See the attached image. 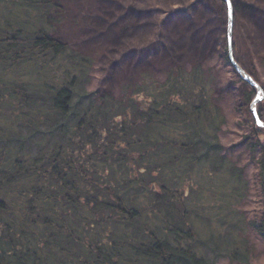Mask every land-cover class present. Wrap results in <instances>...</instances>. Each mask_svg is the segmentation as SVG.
Instances as JSON below:
<instances>
[{
    "label": "trees",
    "instance_id": "obj_1",
    "mask_svg": "<svg viewBox=\"0 0 264 264\" xmlns=\"http://www.w3.org/2000/svg\"><path fill=\"white\" fill-rule=\"evenodd\" d=\"M230 1L234 60L259 83L249 50L261 30L238 14L264 18V6ZM196 7L173 3L161 28ZM210 7L225 41L217 57L235 80L180 44L179 59L152 62L142 50V69L90 88L101 51L69 33L82 11L67 0H0V264L249 263L248 235L264 242V129L249 109L255 89L228 59L226 5ZM230 93L244 132L224 146ZM256 111L264 122V99ZM235 150L256 164L254 217L240 209L250 184Z\"/></svg>",
    "mask_w": 264,
    "mask_h": 264
},
{
    "label": "rangeland",
    "instance_id": "obj_2",
    "mask_svg": "<svg viewBox=\"0 0 264 264\" xmlns=\"http://www.w3.org/2000/svg\"><path fill=\"white\" fill-rule=\"evenodd\" d=\"M80 1L81 3L85 2L83 0H67L70 5L74 6L75 14L82 11L81 19H78V30H70L69 33L76 35L78 40L87 42L79 43V46H84L86 51L90 50V48H97L101 51L100 63L96 66L95 79L90 84V88L96 86L108 87L114 78L121 77L122 73H135L138 69H142V67L146 66L144 60L138 58L142 50L149 52L152 62L161 61L162 59L171 62L172 58H178L180 54L179 47L182 45H187L188 50L197 59H206L207 55L208 62L217 68L220 80H224L227 77H229L230 81L236 79V75L231 68L222 64L217 57V51L224 47L225 41L222 36V27L213 15V8H206L207 0H196L197 7L193 10L192 16H187V19L180 16L168 19L162 28L160 25V21L163 20L162 11L170 9L173 3H177L178 6L184 8L192 0H119L121 3L117 2V0H90L88 3L91 4L90 8L88 6L86 8H78L76 5ZM251 1L242 0V2L254 4L256 7L264 6V0ZM117 5L119 8L116 11ZM88 12L92 14L100 12V14H97L100 20H90L95 15H91ZM238 15L239 19L243 18L244 24L248 27L254 24L253 30L256 27L261 30V34H259L261 40L258 45L254 44L250 47L249 55L253 59L254 67L259 76V83L263 85L264 18L262 16L258 18L255 12L252 13L248 9ZM109 20H112V23H108ZM85 21L89 22L86 23ZM86 27L89 28L86 29ZM96 29L106 32L100 35L97 34ZM158 29H163L165 37L163 39L158 38L160 40L157 41ZM244 29L246 30L247 28ZM67 31L68 28L65 29L63 34H60L62 39L66 38ZM170 35L180 37L175 43L174 40L171 42L168 39ZM161 42L166 43L167 50L162 49ZM224 96L222 107L228 120L221 131L220 139L224 146H228L229 144L239 143L244 129L237 128L235 124L233 94L230 93ZM238 151L240 150L233 152V157L238 159L239 165L244 166L245 177L250 184L249 196L244 200L240 209L247 218L254 217L262 209V199L253 188L255 185L256 164L241 151ZM248 238L250 242H253V248L250 261L246 264H264V242L259 237H254L253 233L248 235ZM214 263L239 264L229 261L225 256L216 258Z\"/></svg>",
    "mask_w": 264,
    "mask_h": 264
},
{
    "label": "water",
    "instance_id": "obj_3",
    "mask_svg": "<svg viewBox=\"0 0 264 264\" xmlns=\"http://www.w3.org/2000/svg\"><path fill=\"white\" fill-rule=\"evenodd\" d=\"M226 5V14H227V28H226V37H227V47H228V59L231 66L235 69V71L242 77L250 86L255 89L254 97L250 103L249 109L254 118L256 125L262 129H264V122L260 120L258 117L256 106L257 103L263 100L264 91L262 87L252 78L250 77L244 70L236 63L233 58L232 53V32H233V7L230 0H223ZM264 187V180H263Z\"/></svg>",
    "mask_w": 264,
    "mask_h": 264
}]
</instances>
